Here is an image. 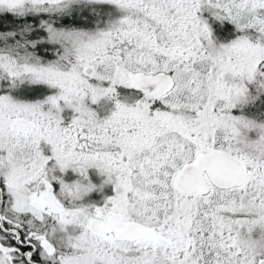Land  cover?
<instances>
[{
  "label": "snow or ice",
  "instance_id": "snow-or-ice-1",
  "mask_svg": "<svg viewBox=\"0 0 264 264\" xmlns=\"http://www.w3.org/2000/svg\"><path fill=\"white\" fill-rule=\"evenodd\" d=\"M0 264H264V0H0Z\"/></svg>",
  "mask_w": 264,
  "mask_h": 264
}]
</instances>
